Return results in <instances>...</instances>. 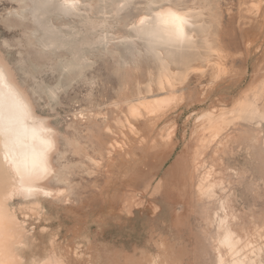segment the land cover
Masks as SVG:
<instances>
[{
    "label": "rangeland",
    "instance_id": "1",
    "mask_svg": "<svg viewBox=\"0 0 264 264\" xmlns=\"http://www.w3.org/2000/svg\"><path fill=\"white\" fill-rule=\"evenodd\" d=\"M59 5L0 0V57L56 142L53 195L34 214L10 203L28 234L24 264H218L222 202L241 248L263 247L264 120L230 117L217 133L202 117L244 102L264 114V0ZM166 6L192 10L195 40L161 48V64L134 31ZM163 72L177 95L149 113L139 102L163 91ZM204 181L212 196L198 193Z\"/></svg>",
    "mask_w": 264,
    "mask_h": 264
},
{
    "label": "bare ground",
    "instance_id": "2",
    "mask_svg": "<svg viewBox=\"0 0 264 264\" xmlns=\"http://www.w3.org/2000/svg\"><path fill=\"white\" fill-rule=\"evenodd\" d=\"M37 6H38V9L41 7L39 4ZM176 7L177 6L162 7L158 9L156 12H153L152 16L141 18L137 22L138 26L136 27L134 31L138 36H141L143 39H145L148 44H151V48L153 47L152 49L154 53L157 55L158 60L161 64H163L164 62L163 58L160 57L161 48L163 47L167 49L174 48L177 50L186 44L193 43V41L195 40L194 33H193V26L195 25V22H194V15L192 14L193 13L192 10L188 9L187 11H180L178 10L180 6H178L179 8H176ZM79 10L80 9L78 7L75 10V12L78 11L81 13V11ZM168 10L176 11L184 15L186 19L188 20V23L187 25H185V29H184L183 40L175 39L173 36L168 35L163 30L162 27L158 28L156 26L155 21H156L157 14L161 13L162 11H168ZM22 11L19 10V12H22ZM45 15L46 13L43 14V16ZM33 16H34V12H33ZM43 16L40 15L37 17H43ZM141 20H144V24L140 23ZM43 28L45 29V27ZM0 69L4 71V75H5L4 83L0 84V94H2L0 95V107L7 108L11 104L12 101L8 93L12 91L16 94V97L19 100V102L22 105L27 106V110H28V118L24 121L23 126L19 129L18 137L14 138L13 142L10 143L8 147H5L4 143L0 142V225H2L0 226V264H24L22 251L27 243L28 234L25 231V228L23 226L24 224L22 225V223L19 222L16 216V213H15V210L12 208V206H10V203L14 200H18L19 201L18 203L19 211H25V212L34 214V212H36L40 208L39 206L40 197L45 198L47 196L51 197V195H53V190L48 185L45 184V180H49L54 173V166L52 165L51 154L55 150L56 142L54 138L55 134L53 135L47 123L34 115L30 101L27 98L28 96L26 97L25 92H23L21 88L19 87V85L13 80L11 73L8 70V67L6 65V62H4L3 58L1 57H0ZM161 75L162 76H160L159 83L157 84H159V89L163 91L157 96L155 95V96H151L149 98H143V99L140 98L141 101L143 100L142 102H139L140 99L137 100V102H139V105L141 107H144V109L149 113L150 112L154 113L155 111L160 110V108H162L163 106L166 107L165 105L166 102L168 101L170 103V98H174L172 96H175V94L177 93V90H175L174 88L175 87L173 83L174 79L168 74H165L164 72ZM258 108L259 107H257V105H255L254 102L253 103L244 102L242 104H239L238 108H236L235 110L233 109V111L229 114L220 113V114H217V116H213V115L204 116L203 115L204 117L202 118L205 119L203 121H207L206 128L214 132L220 133L223 130V127L227 125V123L230 121L229 120L230 117H232L231 120L233 119V120H238V121L240 119L241 120L246 119L247 121H253L255 119L264 120V114L259 112ZM129 109L131 110V112H135L136 107L134 105V106H131ZM227 115H229V117ZM201 125H204V122ZM40 140H47L49 144L51 145V147L46 151L43 159H40L38 151L34 153V149L39 150L43 148V145L40 144ZM34 155H35L36 163L46 168L47 171L43 173L38 172L37 175L33 176L31 180L25 179L24 182L22 183L21 176L26 175V168L32 167ZM214 187H216L215 184H210V183L208 184L206 181H204L203 183H200L198 185L197 188L199 192L198 191L197 192L199 194L201 193L204 196H212ZM29 188L31 189V191H28ZM224 204L225 205H223V202H222V206H221V210L224 215L216 219L217 236H215L216 237L215 242L217 243L216 248L218 249V253H217L218 264H263V261H264V246L263 245H262L263 247H260V246H256L255 244L252 245L251 243L245 242L246 245L242 247L243 248L246 247L248 252L245 254H242L241 251H243V248H241V244L243 241L241 237L233 229L234 226L232 227L233 224L231 225V223H233L232 219L234 217L232 216V214L227 213L226 209L228 208L226 207V203ZM226 237L229 238L228 243H222ZM240 248L242 249L241 251H240ZM221 249H224L227 251L226 253L229 254L227 255L230 257V260L226 261L227 258L225 259L223 258V256H227V255L224 254L222 256L221 255L222 253L219 252ZM50 261H59V260L55 259L54 257H51L47 261H45V263L43 264H49ZM60 264H63V263L60 262Z\"/></svg>",
    "mask_w": 264,
    "mask_h": 264
},
{
    "label": "snow or ice",
    "instance_id": "3",
    "mask_svg": "<svg viewBox=\"0 0 264 264\" xmlns=\"http://www.w3.org/2000/svg\"><path fill=\"white\" fill-rule=\"evenodd\" d=\"M41 7H52L50 3H43ZM79 6V0H60L59 7L66 13L70 14L74 12ZM123 7V5H121ZM144 24V20L140 21ZM156 26L163 28V30L170 36H173L177 40H183L184 29L188 20L186 17L176 11L168 10L162 11L156 16ZM5 80L4 71L0 69V84H3ZM2 95V94H0ZM11 98V104L7 108L0 107V142H3L5 147H8L13 139L18 137L19 129L23 126L24 121L28 118V110L26 105H22L16 97V94L12 91L8 93ZM50 131V130H49ZM40 144L43 148L39 150L34 149V153L38 151L40 159H43L46 151L51 147L47 140H40ZM47 169L36 163L35 155L33 157V163L31 168H26V175L21 176V182L25 179L31 180L33 176L38 172H46ZM28 191H31L29 188ZM2 226V225H0ZM228 237L222 243H228ZM49 264H60L59 261H50Z\"/></svg>",
    "mask_w": 264,
    "mask_h": 264
}]
</instances>
